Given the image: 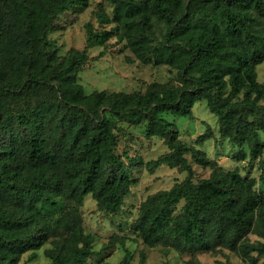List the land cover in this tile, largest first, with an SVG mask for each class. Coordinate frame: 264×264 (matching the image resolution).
<instances>
[{
    "label": "trees",
    "instance_id": "1",
    "mask_svg": "<svg viewBox=\"0 0 264 264\" xmlns=\"http://www.w3.org/2000/svg\"><path fill=\"white\" fill-rule=\"evenodd\" d=\"M110 1L113 17L99 19L114 21L116 35L143 62L175 67L178 84L84 95L76 71L88 49L104 45L112 32L88 27L84 47L64 57L47 34L68 6L88 0H0V264H18L24 252L46 242L52 264H88L95 250L83 227L84 197L91 194L100 210L119 211L137 181L130 165L142 163L115 151L120 121L145 122L144 133L167 144L168 151L145 163L148 169L166 164L187 172L141 202L132 227L142 240L166 250L225 246L254 262L252 252L264 253V189L255 187L254 176L225 170L180 140L163 114L189 115L204 99L218 116L222 138L248 143L251 160L263 154L264 83L256 77L264 61V0ZM155 22L162 23L158 32ZM42 89L47 96L17 105ZM207 138L201 134L196 143ZM187 153L211 168L208 177L193 181ZM260 161L264 184V156ZM250 232L262 240L249 241ZM116 264H129L128 252Z\"/></svg>",
    "mask_w": 264,
    "mask_h": 264
},
{
    "label": "rangeland",
    "instance_id": "2",
    "mask_svg": "<svg viewBox=\"0 0 264 264\" xmlns=\"http://www.w3.org/2000/svg\"><path fill=\"white\" fill-rule=\"evenodd\" d=\"M114 3L110 0H88L87 6L70 5L55 20V27L47 34L51 47L57 50L59 57H64L72 50L82 49L85 45L88 27L96 30H109L111 37L104 45L92 46L88 49V58L82 63L75 75V83L80 86L84 95L95 90L107 93L144 92L150 83L178 84L177 70L169 64H154L143 62L127 45L125 38L116 35V23L102 22L99 15L106 14L113 17ZM261 24H264V17ZM161 22H155L156 31L162 27ZM257 80L264 83V61L257 65ZM44 93V94H43ZM47 94L46 89L40 92H29L20 98L17 105ZM47 96V95H46ZM242 97V95H240ZM178 130V138L188 144H193L217 161L223 169H237L242 175L254 176L257 179L256 188H263L259 180L261 173L260 158L251 160L249 144L241 146L233 144L229 138H222L219 132L218 116L210 111L207 102L202 99L194 102L192 113L189 115H175L164 113ZM122 131L118 133L119 141L115 148L118 154L127 152L136 156L142 163L130 165L132 175L137 179L130 187L124 198L121 209L115 213L97 208L96 201L91 194L84 197L81 207L83 227L93 237L94 254L88 259V264H116L124 254H129V264H264V253L252 252L253 262L244 256L240 250H231L225 246L217 247L209 252L193 251L188 248H170L162 243L150 246L146 244L132 225L139 214V206L150 194L160 189H169L175 182L186 176V171L178 167L161 164L152 171L146 162L169 150L164 139L158 135L147 136L144 133L145 122L128 123L120 121ZM206 134L208 138L201 144L196 140L199 135ZM260 137L264 139L261 132ZM245 151V158L239 154ZM193 170V181L206 178L211 173L209 166L196 163L190 153L186 154ZM127 164L128 160L123 157ZM183 200H180L174 212L181 210ZM264 215V209L262 210ZM251 242L262 240L256 232L247 234ZM51 246L46 242L37 249L22 254L18 264H52L45 250Z\"/></svg>",
    "mask_w": 264,
    "mask_h": 264
}]
</instances>
